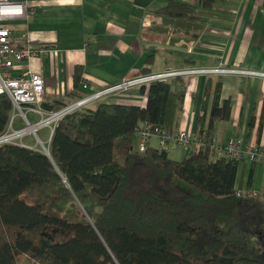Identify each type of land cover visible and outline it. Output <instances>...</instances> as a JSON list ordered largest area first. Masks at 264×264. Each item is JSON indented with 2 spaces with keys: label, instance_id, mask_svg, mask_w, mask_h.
Masks as SVG:
<instances>
[{
  "label": "trees",
  "instance_id": "1",
  "mask_svg": "<svg viewBox=\"0 0 264 264\" xmlns=\"http://www.w3.org/2000/svg\"><path fill=\"white\" fill-rule=\"evenodd\" d=\"M158 13L173 21L191 8L168 0ZM80 78L75 69L76 93ZM175 79L176 88L142 86L143 107L96 101L65 115L48 154L0 145V264H264V197L241 191L238 159L215 157L209 145L193 146L181 161L149 144L136 149L143 122L171 132L185 95L182 77ZM220 89L221 78L209 76L198 118V132L209 137L215 121L230 117ZM72 99L42 107L58 110ZM11 110L0 95V133Z\"/></svg>",
  "mask_w": 264,
  "mask_h": 264
},
{
  "label": "crops",
  "instance_id": "2",
  "mask_svg": "<svg viewBox=\"0 0 264 264\" xmlns=\"http://www.w3.org/2000/svg\"><path fill=\"white\" fill-rule=\"evenodd\" d=\"M28 1V15L14 22L12 29L17 39L24 32L30 46L39 53L28 62L18 63L11 71L13 75L28 70L41 73L45 83L44 101L65 100L68 95L74 101L84 92L93 93L100 86L167 68L222 66L264 70V0H174L186 3L191 13L173 21L158 13L168 0ZM169 21L179 27L170 26ZM75 69L81 72L78 93L73 90ZM209 76L213 80L221 78L219 104L226 99L231 101L229 119L215 121L212 128L217 145L240 137L243 147L256 145L264 149V78L258 76H183V106L171 132H198L204 87ZM168 82L173 88L179 85L176 79ZM110 95L107 96L113 99L112 103L123 105L143 107L147 101L142 86ZM210 104L211 95L205 126ZM38 131L37 139L42 147L45 142L48 146L53 130L44 132V139L39 137ZM135 139L137 149V135ZM157 144L158 137L153 136L149 146L157 148ZM25 145L32 149L37 147L35 140ZM168 155L181 161L186 152L175 147ZM237 162L241 191L248 188L264 197V163L241 159Z\"/></svg>",
  "mask_w": 264,
  "mask_h": 264
},
{
  "label": "built area",
  "instance_id": "3",
  "mask_svg": "<svg viewBox=\"0 0 264 264\" xmlns=\"http://www.w3.org/2000/svg\"><path fill=\"white\" fill-rule=\"evenodd\" d=\"M29 13L28 0H0V95L5 94L11 101L12 114L5 131L0 133V145L12 143L26 146L22 139L26 135H34L36 144L41 143L37 139V131L42 128L54 129L57 122L65 115L76 109L89 105L104 96L126 90L134 86L148 85L151 82H166L169 79L188 75H225L245 74L264 78V70H238L222 66L217 67H189L182 69L167 68L157 73H144L135 77L125 78L122 81L100 86L90 94L79 96L70 104L58 110H48L42 107L45 90L44 78L41 73L25 71L13 75L18 63L28 62L36 56L39 51L30 46V41L25 33H21L19 39L14 37L12 24L25 19ZM18 45V43H21ZM86 86V85H84ZM33 114L36 119L32 120L28 114ZM20 118L22 126L14 128V120ZM138 136L137 149L143 152L153 136L158 137V150L169 152L175 147L182 148L186 153L193 146L209 145L215 157L239 160L247 158L248 161L261 160L264 163V149L256 145L243 147L240 137L228 139L226 144L217 145L215 137H209L207 133H192L189 131H178L177 133L165 132L150 122H143L135 128ZM256 197L257 193L253 192Z\"/></svg>",
  "mask_w": 264,
  "mask_h": 264
},
{
  "label": "rangeland",
  "instance_id": "4",
  "mask_svg": "<svg viewBox=\"0 0 264 264\" xmlns=\"http://www.w3.org/2000/svg\"><path fill=\"white\" fill-rule=\"evenodd\" d=\"M238 70H241V69H238ZM238 74H240V73H238ZM166 82H168V81H166ZM149 85V84H148ZM131 88V87H130ZM129 89V88H128ZM109 96H111V95H109ZM109 96H104V97H102L101 99H99V100H96V101H101V100H105V101H107V102H114L113 101V99L111 98V97H109ZM106 98V99H105ZM11 114H12V110H11ZM28 117L30 118V119H32V120H35L36 119V117L33 115V114H31V113H29L28 114ZM23 124H22V122L20 121V118L17 116L16 117V119L14 120V128H19V127H21ZM48 129L49 128H43V129H40L39 131H38V135H39V137L41 138V139H44L43 137H44V132H48ZM190 132V131H189ZM203 132H205L206 133V131L205 130H203L201 133H203ZM192 133H197V134H201V133H199V132H192ZM214 137V136H213ZM33 140H35L36 141V137L34 136V135H26V136H24V138L22 139V141L24 142V144L25 143H27V144H31L32 143V141ZM135 141H136V139H135ZM47 145V143L45 142V147H42V144L41 143H37L36 144V149H40V150H47L48 149V147L46 146ZM207 145V144H206ZM206 145H197V146H206ZM212 152V151H211ZM213 154V153H212ZM214 155V154H213Z\"/></svg>",
  "mask_w": 264,
  "mask_h": 264
},
{
  "label": "water",
  "instance_id": "5",
  "mask_svg": "<svg viewBox=\"0 0 264 264\" xmlns=\"http://www.w3.org/2000/svg\"><path fill=\"white\" fill-rule=\"evenodd\" d=\"M45 154H48V151L47 150H42Z\"/></svg>",
  "mask_w": 264,
  "mask_h": 264
}]
</instances>
